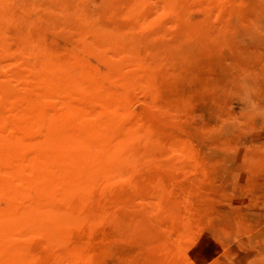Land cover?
Here are the masks:
<instances>
[{"label": "rangeland", "instance_id": "374dc122", "mask_svg": "<svg viewBox=\"0 0 264 264\" xmlns=\"http://www.w3.org/2000/svg\"><path fill=\"white\" fill-rule=\"evenodd\" d=\"M0 264H264V0H0Z\"/></svg>", "mask_w": 264, "mask_h": 264}]
</instances>
